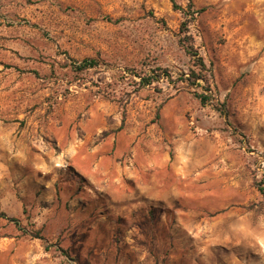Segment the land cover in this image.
Masks as SVG:
<instances>
[{
  "label": "rangeland",
  "instance_id": "374dc122",
  "mask_svg": "<svg viewBox=\"0 0 264 264\" xmlns=\"http://www.w3.org/2000/svg\"><path fill=\"white\" fill-rule=\"evenodd\" d=\"M175 2L0 0V264H264V0Z\"/></svg>",
  "mask_w": 264,
  "mask_h": 264
},
{
  "label": "trees",
  "instance_id": "16d2710c",
  "mask_svg": "<svg viewBox=\"0 0 264 264\" xmlns=\"http://www.w3.org/2000/svg\"><path fill=\"white\" fill-rule=\"evenodd\" d=\"M170 2L173 8H179L175 0H170ZM184 45H185L184 47L185 51L192 59L194 67L189 69L188 75H186L184 72H181L178 78H180L181 80H185L190 85H197L200 86L202 89H204V91L195 94L199 98L200 102L202 104H205L210 98V95L208 93H205V91H210V88L208 86L209 85L208 69L206 67L203 58L198 54L197 50L194 49L193 45L191 43H186V42L184 43ZM97 64H98V60L95 58H84L78 63H76L75 61L70 63V66L72 71L82 72L84 70L97 66ZM138 76H140V79L137 84L140 87L150 85L154 81H157L162 76L168 77L169 80H172L170 74L161 67H158L155 70L144 71V73H141V75ZM200 81L205 83L206 87H204V85H202ZM214 108L218 111V113L222 117L226 118L227 113L223 107L214 106ZM259 190L264 194L262 187H259ZM0 216L7 218L8 220L14 222V224H17L16 218L8 217L2 211H0Z\"/></svg>",
  "mask_w": 264,
  "mask_h": 264
}]
</instances>
